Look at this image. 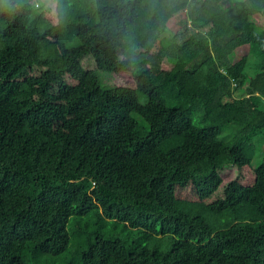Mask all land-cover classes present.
Masks as SVG:
<instances>
[{
	"label": "trees",
	"instance_id": "obj_1",
	"mask_svg": "<svg viewBox=\"0 0 264 264\" xmlns=\"http://www.w3.org/2000/svg\"><path fill=\"white\" fill-rule=\"evenodd\" d=\"M20 3L0 0V264H264V0Z\"/></svg>",
	"mask_w": 264,
	"mask_h": 264
},
{
	"label": "rangeland",
	"instance_id": "obj_2",
	"mask_svg": "<svg viewBox=\"0 0 264 264\" xmlns=\"http://www.w3.org/2000/svg\"><path fill=\"white\" fill-rule=\"evenodd\" d=\"M34 2L36 3L37 6H39V8H41V10L42 9L44 10L46 7H48V4L51 2V0H34ZM79 46H80V41L78 39H75L74 41L67 44L68 48H77ZM250 51H251V56H250L251 65L248 69V72L250 75H254L256 69L260 66V62H261L260 50L258 49V47L252 46ZM98 74H99L100 82L105 89L115 88L116 86L115 80L110 72L102 70V71H98ZM140 99L143 104H146L147 99L145 96L140 94ZM139 120L141 123V127L138 134L139 136H145L147 135L150 127L147 124H145V122H143L141 118H139ZM237 132H238L237 126L234 125L226 126L222 134V139L224 140L225 139L229 140L230 138L233 139L237 135ZM257 142L259 143L258 145L259 149L257 156L253 161V166L255 167L260 166V164L264 159V138L257 139ZM207 218L210 220L211 223L218 225V220H216L213 216H209ZM91 220H93L92 217ZM225 222L226 219H223V224ZM104 223L106 225V228L108 229V231H110L111 234L118 237H123V239L130 240L136 244L153 248L154 247L153 240H156L158 238L160 241L161 238H163L159 244L160 247L163 248L164 250H170L171 248L172 243H171V238L169 236H163L162 234H160V235H155V237H152L150 239L144 234L140 233V231L137 228L116 229V227L114 226L111 220H105ZM69 255L70 254L68 253L60 257H52L48 260H46V258H43V261L46 264H68L69 261L67 260V257Z\"/></svg>",
	"mask_w": 264,
	"mask_h": 264
},
{
	"label": "clouds",
	"instance_id": "obj_3",
	"mask_svg": "<svg viewBox=\"0 0 264 264\" xmlns=\"http://www.w3.org/2000/svg\"><path fill=\"white\" fill-rule=\"evenodd\" d=\"M25 6V4L23 3V0H21V3H20V5H19V7H24ZM5 8H8L9 6L8 5H5L4 6Z\"/></svg>",
	"mask_w": 264,
	"mask_h": 264
}]
</instances>
